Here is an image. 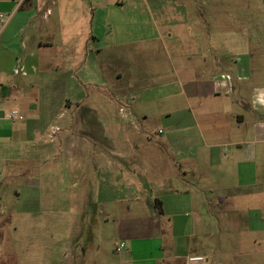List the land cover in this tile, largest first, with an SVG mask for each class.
<instances>
[{
	"label": "crops",
	"instance_id": "0c3cea01",
	"mask_svg": "<svg viewBox=\"0 0 264 264\" xmlns=\"http://www.w3.org/2000/svg\"><path fill=\"white\" fill-rule=\"evenodd\" d=\"M135 1L140 4L142 0ZM145 2L147 5L149 3L153 26L157 31L162 29V22H166L167 9H170L169 13L182 11L184 15H191L192 22L203 31L200 34L203 35L201 40L194 36L191 44L176 42L177 38L166 36L161 31L162 34L158 32L155 36L170 60L178 58L175 62L176 72L184 76L186 83L193 80V76L217 81L218 76L223 79L222 74L231 69H234L233 73L236 72L237 80L245 77L243 67L247 65V60L243 56L236 55L232 59L227 54L220 55L212 64L207 58V54L214 55L211 46H207L209 51L205 52L198 45L200 41L208 42L212 29L220 26L218 17L227 14L231 7L243 19L249 32L261 39L264 35V0H255L253 6L240 0L232 3L228 0ZM228 4H231L230 8ZM96 8L92 3L87 7V11H92L91 30H87V27L85 29L84 25L82 36H78V10L74 0H26L19 7L13 0H0V90H5L3 99L22 103L24 86L28 88L29 82L33 85L38 76L46 78L53 73V80L61 85L60 76L77 64L75 58L81 40L86 47L91 42H99L100 37L93 30ZM133 16L132 13L131 19ZM93 49L94 52H91L99 56L103 46L96 45ZM16 67H21L25 74L14 73ZM217 90L215 87L205 89V93H199L200 89L198 92L192 89L191 93L182 90L184 106L181 108L172 107L173 101L169 102L170 99L165 96L167 109L152 110L148 105L141 104L132 109L143 120L150 116L170 121L172 137L167 145L140 146L125 143V121L129 120L133 111L120 107L116 113L109 114L105 121L102 150L98 151L101 162L93 172L86 173L92 181L93 176H100L101 192L95 196L92 192L88 194V191L86 195L78 193L73 196L74 202L81 201V205H78L81 209L74 213L76 219H72L73 210L68 208L69 205H61V196H54V205L46 210L39 196L24 195V203L20 207L25 217L30 218L29 226L36 228L39 218L46 216L62 218L53 221L54 235L63 238L56 239L60 243V257L56 264H185L189 254L203 255L206 259L200 264L237 262L238 248L234 246L225 251L224 247L221 248L222 241H214L218 238H214V233L222 220L230 217L229 211L232 210L224 208L226 201L233 196L239 197L235 195L238 192L243 197L250 195L246 186L253 185V181L251 177L247 179V170L241 174V178L233 181L227 175H220L221 168L218 170V166L222 150L229 149L234 166L242 165L244 169L245 163L251 160L254 153V148L247 146L252 144L248 140L256 132L245 123L243 114L227 115V109L222 107L227 102L216 98L220 96ZM155 99L159 100L160 96ZM239 104L249 110L256 106L263 108L264 92L260 91L249 102L241 100ZM64 117L71 115L56 113L45 136L49 135L53 126L58 127L54 136L61 131L62 127L58 126L57 121L62 118L64 122ZM28 125L31 123L25 127L19 124L12 126L0 120V138L10 137L12 130L16 134L22 129L30 131ZM262 129L261 125L260 138ZM191 130L193 132L190 133ZM179 131L177 139L173 133ZM157 132L161 133V130ZM58 148L62 150L63 146ZM67 149L72 151L70 146ZM229 157L226 156L227 161ZM54 165L58 169L61 167L56 172L60 180L75 187L77 181L74 176L80 175L84 168L70 158L67 163L58 162ZM6 167L4 163L0 164V215L3 216L0 219V264H15L11 241L13 210L7 204L13 194L7 189H11L14 181L30 183L28 176L31 172L20 170L15 173ZM227 168L229 166L226 164V174ZM126 176L130 179L127 183L124 178ZM140 176L148 183L146 188L149 194L145 197H142ZM14 194L22 197L16 190ZM87 198L98 202L101 208L85 209ZM232 209L235 211L236 208ZM257 218L255 229L264 232V215L260 212ZM206 222H213L210 237L206 231ZM82 223L85 227L81 226ZM253 223L250 221V230H253ZM61 224L68 231L67 238L66 233L62 234ZM73 232L82 235L84 240L81 241L79 237L75 240ZM166 235L167 239H164ZM120 243L124 244L123 248L115 251ZM39 245L36 247L39 248Z\"/></svg>",
	"mask_w": 264,
	"mask_h": 264
},
{
	"label": "rangeland",
	"instance_id": "374dc122",
	"mask_svg": "<svg viewBox=\"0 0 264 264\" xmlns=\"http://www.w3.org/2000/svg\"><path fill=\"white\" fill-rule=\"evenodd\" d=\"M228 1L232 3L238 0ZM240 1L249 6H253L255 2ZM74 2L78 10V36H82L84 25L85 29L87 27V30H91L92 11L91 9L87 11V7L90 3L97 7L94 10L93 30L100 37L99 42H91L86 47L81 40L75 58L77 64L60 76L61 85H57L53 80V73L48 74L46 78L38 76L37 82H33V85L29 82L28 88L24 86L22 103L18 100L3 99L5 90H0V120L11 123L12 126L19 124L25 127L31 123L28 125L30 131L22 129L16 134L17 132L12 130L10 137L0 138V164L4 163L10 172L16 173L20 170L31 172L28 176L30 183L14 181L11 183V189H7L13 194L7 204L13 210L11 241L14 263L56 264L59 260L60 243L56 239L63 238L54 235L53 221L62 218L42 217L39 218L36 228L31 227L30 218L25 217L20 206L24 203L26 194L39 196L40 203L48 210L54 205L53 197L61 196V205H69L68 208L73 210L72 219H76L74 213L81 209L78 206L81 205V201L74 202L73 196L78 193L86 195V191L88 194L92 192L94 196L101 192L100 176H93L92 181L86 173L93 172L101 162L98 151L102 150L105 121L109 114L116 113L120 107L133 111L129 120L125 121V143L140 146L167 145L170 143L169 138L172 137L170 121L150 116L143 120L138 118L137 111L132 109L139 104L148 105L152 110L167 109L165 96L170 99L169 102L173 101L172 107L181 108L184 106L182 90L191 93L192 89L197 92L200 89L199 93L203 91L205 93V89L215 87L220 93L216 98L227 102L226 106H222L227 109V115L243 114L245 123L251 125L256 133L248 140L252 144L247 146L254 148V153L251 160L245 163L244 169L242 165L234 166L229 149L221 152V162L218 166V170L221 168L220 175H227L236 181L247 170L246 177L247 179L251 177L253 185L247 184V193H251L247 197L238 192L235 195H240L239 197L233 196L226 201L224 208L233 212L229 211L230 217L223 219L218 225V230L214 233V238H218L214 241H222L221 248L224 247L225 251L234 246L238 248L235 264H264V232L255 229L259 213L264 215V107L256 106L249 110L239 104L241 100L249 102L257 93L264 92V35L260 39L251 34L243 19L239 18L235 9L228 4V7H231L230 11L218 17L220 26L212 29L208 42L200 41L198 47L208 52L207 46H211L214 55L207 54L209 55L207 58L212 64L220 55L227 54L232 59L236 55L243 56L247 60V65L243 67L245 77L237 80L236 72L233 73L234 69H231L222 74L223 79L218 76L217 81H210L203 76H193L194 79L186 83L184 76L176 72L175 62L178 58L173 57L170 60L160 48V41L155 36L161 31L166 36L177 38L176 42L182 44H191L194 36L200 39L203 31L192 22L191 15H184L182 11L169 13L170 9H167L166 22H162V29L157 31L155 25L153 26L149 3L147 5L145 0L140 4L135 0H74ZM132 13L134 16L131 19ZM205 36L207 39L206 34ZM96 45L103 46L102 54L99 56L93 53ZM231 64L234 65L233 61ZM206 80L207 82H204ZM158 96L160 99L156 101L155 97ZM77 100L80 102H75ZM22 107H26L25 110ZM12 109H17L23 115V119H6V115ZM62 112L69 113L72 119L68 117L69 120H66L68 118L64 117L63 122L60 118L57 124L62 130L55 136L54 134L51 137L45 136L48 126L54 121L53 117L56 113ZM261 125L262 138L258 136ZM35 129L38 131L35 132ZM158 129L161 133L157 132ZM173 134L179 139L180 131ZM58 146H63L62 150L57 149ZM68 146L72 148L73 153L67 149ZM226 156H230L228 161ZM68 158L84 168L80 175L74 176L77 181L75 187L61 181L60 176L56 174L61 167L58 169L54 163H67ZM226 164L229 166L228 174L225 170ZM89 166L91 168L87 169ZM124 178L126 183L130 180L127 176ZM140 178L143 187L142 197H145L149 194L146 188L148 183L144 182L143 177ZM15 190L22 197L16 196ZM85 203L87 210L101 208L98 202L88 198ZM233 207L236 208L235 211ZM0 217L3 219L2 215ZM250 221L254 222L253 230H250ZM212 225L213 222H206L209 237L212 234ZM81 226L85 227L84 223ZM61 227L62 234L66 233L67 238L68 231L63 224ZM73 234L76 236L75 240L78 237L81 241L84 240L82 235H77L76 232ZM164 239H167V235ZM37 244H40L39 248L36 247ZM109 250L111 251V248Z\"/></svg>",
	"mask_w": 264,
	"mask_h": 264
},
{
	"label": "built area",
	"instance_id": "2783aa9c",
	"mask_svg": "<svg viewBox=\"0 0 264 264\" xmlns=\"http://www.w3.org/2000/svg\"><path fill=\"white\" fill-rule=\"evenodd\" d=\"M17 7L21 6L26 0H13ZM0 16H2V14H0ZM21 74H25V72L23 71V69L20 68H15L14 69V73H20ZM6 119L8 120H22L23 119V115L17 110V109H12L10 112H8V114L6 115ZM58 130L57 126H53L51 127L50 133H49V137H51L56 131ZM124 246L123 243H120L116 248L115 251H119L120 249H122ZM205 257L203 255L200 254H189L186 256L185 258V264H200L202 262L205 261Z\"/></svg>",
	"mask_w": 264,
	"mask_h": 264
}]
</instances>
